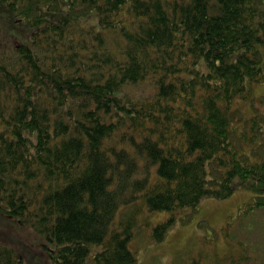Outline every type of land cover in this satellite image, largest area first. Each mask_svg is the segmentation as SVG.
<instances>
[{
    "label": "trees",
    "instance_id": "trees-1",
    "mask_svg": "<svg viewBox=\"0 0 264 264\" xmlns=\"http://www.w3.org/2000/svg\"><path fill=\"white\" fill-rule=\"evenodd\" d=\"M0 34V221L28 240L0 264H137L141 208L156 243L204 199L264 211V0H0Z\"/></svg>",
    "mask_w": 264,
    "mask_h": 264
},
{
    "label": "rangeland",
    "instance_id": "rangeland-1",
    "mask_svg": "<svg viewBox=\"0 0 264 264\" xmlns=\"http://www.w3.org/2000/svg\"><path fill=\"white\" fill-rule=\"evenodd\" d=\"M147 90L144 84L128 88V92L136 98L149 96ZM252 99L255 103L253 108L264 113V84L255 85ZM252 197L253 193L250 191L239 189L226 199H204L196 210L177 211L174 224L168 228L164 239L159 243L152 239L151 229L157 222L168 219L171 215L165 211L150 213L141 208L136 217L137 228L128 247L136 254L137 264H225L224 259L230 254L238 253H244L252 264L257 260L254 250L264 253V235L253 228L256 221L264 222V211L253 217H247L250 213L242 215ZM126 210L129 212V208L120 209L121 218ZM145 219L148 220V226L140 224ZM1 224L0 221V228L4 232L0 230V239L2 236L4 241H22L21 237L27 240L20 231ZM25 247L29 248L27 245ZM30 252L34 255L32 249Z\"/></svg>",
    "mask_w": 264,
    "mask_h": 264
}]
</instances>
